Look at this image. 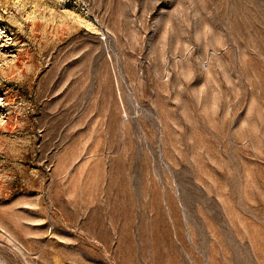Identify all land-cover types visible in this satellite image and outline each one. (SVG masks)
Here are the masks:
<instances>
[{
  "label": "rangeland",
  "instance_id": "rangeland-1",
  "mask_svg": "<svg viewBox=\"0 0 264 264\" xmlns=\"http://www.w3.org/2000/svg\"><path fill=\"white\" fill-rule=\"evenodd\" d=\"M0 264H264V0H0Z\"/></svg>",
  "mask_w": 264,
  "mask_h": 264
}]
</instances>
